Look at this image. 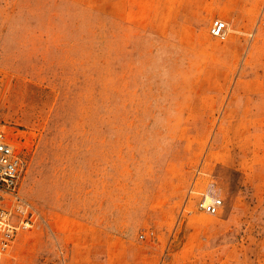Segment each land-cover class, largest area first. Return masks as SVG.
Wrapping results in <instances>:
<instances>
[{"label": "rangeland", "instance_id": "obj_1", "mask_svg": "<svg viewBox=\"0 0 264 264\" xmlns=\"http://www.w3.org/2000/svg\"><path fill=\"white\" fill-rule=\"evenodd\" d=\"M0 123V264H264V0H0Z\"/></svg>", "mask_w": 264, "mask_h": 264}, {"label": "built area", "instance_id": "obj_2", "mask_svg": "<svg viewBox=\"0 0 264 264\" xmlns=\"http://www.w3.org/2000/svg\"><path fill=\"white\" fill-rule=\"evenodd\" d=\"M227 22L222 19H216L212 22L210 33L213 37L224 39L226 37ZM25 168V161L22 155L17 151L13 140L7 135L4 126L0 123V191L3 189L8 192L16 201H21L20 198V180L22 172ZM2 188V189H1ZM200 209L209 215H216L224 206L222 199H215L212 203H200ZM27 206L22 207V211H28ZM34 213H29L27 220L22 224L12 223V213L3 211L0 214V258L10 248L16 232L20 227H29L33 225ZM145 236L142 235L141 239Z\"/></svg>", "mask_w": 264, "mask_h": 264}, {"label": "bare ground", "instance_id": "obj_3", "mask_svg": "<svg viewBox=\"0 0 264 264\" xmlns=\"http://www.w3.org/2000/svg\"><path fill=\"white\" fill-rule=\"evenodd\" d=\"M205 201H206V203H212V202H214L213 197L211 195H209V194L206 195Z\"/></svg>", "mask_w": 264, "mask_h": 264}]
</instances>
